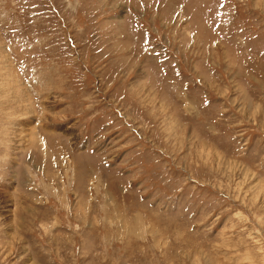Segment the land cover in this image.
<instances>
[{
    "label": "rangeland",
    "instance_id": "rangeland-1",
    "mask_svg": "<svg viewBox=\"0 0 264 264\" xmlns=\"http://www.w3.org/2000/svg\"><path fill=\"white\" fill-rule=\"evenodd\" d=\"M0 264H264V0H0Z\"/></svg>",
    "mask_w": 264,
    "mask_h": 264
}]
</instances>
